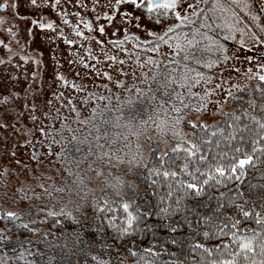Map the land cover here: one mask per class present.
<instances>
[{
  "label": "snow or ice",
  "instance_id": "6c2138e0",
  "mask_svg": "<svg viewBox=\"0 0 264 264\" xmlns=\"http://www.w3.org/2000/svg\"><path fill=\"white\" fill-rule=\"evenodd\" d=\"M29 2L32 6L37 4V0ZM7 7V0L0 3V9ZM107 8L109 11L102 15L113 28L128 33L125 39L135 40L138 49L143 47L160 54L159 57L149 55L145 61L137 60L144 77L141 82L146 87H137L134 94L128 95L126 103L111 109L114 116L104 118V124L115 129H135L132 135L138 139L143 136L149 147L137 143L135 153L129 150L125 160L122 153L128 145H122L115 152L111 148L104 150L101 136L108 137L110 133L99 131L103 125H93L97 128L94 147L86 137L72 134L70 143L75 142L73 146L79 159L73 156L61 163H75L79 168L92 155L125 163L127 173L114 178L104 176L120 199L113 201L104 193L101 202L93 195V204L100 215L93 213L88 217L85 213L83 218L87 224H81L80 213L87 200L79 192L91 189L79 176V185L67 189L77 193L75 199L65 201L56 197L60 200L59 211L31 204L27 208L18 207L21 197L31 201L41 193L29 195L23 187L19 194L10 197L5 192V199L0 200V221H3L0 264H81L75 259L79 256H89L95 264H264V63H256L254 73L252 67L248 69L252 73L248 79H254V85L245 82L225 87L232 77L226 79L224 74L236 69L230 61L238 57L234 52L230 55L229 46L214 34L219 29L220 35L245 49L254 44L264 46V24L257 27L250 22H259L264 17V0H107ZM39 27L52 28L53 23H39ZM87 27L92 28L91 22ZM99 31H105L103 24ZM137 33L147 34L150 39L141 41ZM162 46L166 52L161 51ZM246 59L251 61L254 57ZM193 65H202L206 70ZM198 87L200 91L195 90ZM241 90L243 95L239 94ZM0 125L8 127L3 120ZM65 127L67 122L59 131L63 132ZM152 128L155 132L146 135ZM25 130V148L35 149L33 141L37 137L31 128ZM37 131L44 134L40 144L47 142L45 156H69L63 148L53 153V144L61 141L55 136L49 140L44 127ZM119 137L121 133L116 131L109 143H117ZM153 141L155 149L151 146ZM83 144L89 145L87 151L80 147ZM9 155L15 157L11 150ZM157 156L149 167V158ZM29 157L36 166L42 162L35 151ZM106 163L112 164V159ZM7 173L5 167L4 174ZM128 174L133 177L146 174L151 183L144 192L150 195L141 196L137 179H126ZM96 175H104L99 166ZM58 191L63 192L65 188ZM44 194L52 197L53 191ZM110 203H116L122 211L105 215L102 211L105 208L112 211ZM58 215L70 217L80 227L73 232L54 234L44 225ZM105 221L114 235L101 227ZM88 226L102 234V248H115L113 258L103 259L93 251L95 241L84 232ZM18 230H27L29 235H17ZM149 236L151 244L141 246L144 241L138 242V238ZM114 241L121 243L116 246ZM212 241H216L214 245ZM37 244H42L43 250Z\"/></svg>",
  "mask_w": 264,
  "mask_h": 264
},
{
  "label": "rangeland",
  "instance_id": "374dc122",
  "mask_svg": "<svg viewBox=\"0 0 264 264\" xmlns=\"http://www.w3.org/2000/svg\"><path fill=\"white\" fill-rule=\"evenodd\" d=\"M14 2L18 5L15 10ZM7 4L6 9H0L3 18L0 19V40L4 42L0 44V61H3L0 63V120L8 125L7 128L0 125V171L14 160L7 155L9 150H25L26 128H31L33 135L39 133L40 127L55 129L64 120L69 122L71 117L88 114L94 93H103L121 77L139 79L142 76L137 64L141 51L136 48V41L130 37L125 39L128 33L113 28L102 15L109 11L107 0H37L36 6L29 0H7ZM241 15L250 20L246 13ZM48 22L53 23L52 28L39 27V23ZM89 22L91 29L87 27ZM250 22L258 27L264 24V17L259 22ZM101 24L105 26L104 32L99 31ZM217 31L229 46V54L234 52L238 57L230 61L238 71L229 69L224 74L226 79L232 77L225 87L245 82L254 85L256 81L248 79L252 75L248 69L252 67L254 73L255 64L264 63L261 58L264 46L254 44L245 49ZM80 32L84 35H79ZM69 40L75 43L69 44ZM113 56L115 60L111 59ZM248 56L254 59L249 61ZM105 72L109 75L105 76ZM216 80L219 82V74ZM239 94L243 95V91ZM30 117L36 119L33 121Z\"/></svg>",
  "mask_w": 264,
  "mask_h": 264
},
{
  "label": "trees",
  "instance_id": "16d2710c",
  "mask_svg": "<svg viewBox=\"0 0 264 264\" xmlns=\"http://www.w3.org/2000/svg\"><path fill=\"white\" fill-rule=\"evenodd\" d=\"M217 33H219V31H216L214 34L217 35ZM217 36L219 37V35ZM140 38L141 41H143L145 38L150 39V37L147 36ZM138 50L141 51L139 56L141 61H145L146 57L149 55H154L157 57L160 55L159 53L149 52L143 47L139 48ZM161 51L166 52V49L162 46ZM193 67H198L201 71L206 70L202 65H193ZM150 68L151 66H149V69ZM143 79V74L139 79L138 77H121L120 81L123 83L117 82L115 85H109L108 88L103 91V93H94L92 100V110L89 111L88 114L79 117H71L69 122L68 120H64L67 122V127H65L63 132H60L59 129L65 124L64 122L55 128L57 131H52L53 128L47 130L49 140L55 136L57 140L61 141L59 144H53V153L60 152L63 148L68 151V157L60 156L57 158L54 155L45 156L47 142H45L43 145L40 144V140H42L44 136L43 133H38L35 135L37 137V139L33 141L35 149L31 147L25 148L24 146L25 150H12V152L15 153V157L11 158H14V160L2 167L0 171V200L5 199L3 195L5 192L10 197L13 194H19V189L23 187L25 192H27L29 195L32 193H41V196H33L31 201L25 200L21 197V199L18 201V207L27 208L31 204L39 206L40 208L52 207L59 211L60 200L56 199V197H62L65 201L75 199L77 193L69 192L67 189L79 185V176L84 179V185L88 189H91V191L79 192V196L85 197L87 200L83 211L80 213L81 224H87V221L83 218L85 213L88 217H92L93 213L100 215V211H98L93 204V195H95L97 199L102 202L105 198L104 193H108L113 201H118L120 197L115 195L114 189L105 181L104 176H110L114 178L116 176L122 175L123 173H127V167L125 163L118 162L112 157H103L102 159H98L96 155L89 156L85 161L81 162L79 164V168L76 167L75 163H61V161H66L73 156L79 159L78 154L75 151V147L73 146L75 142L70 143L72 134H76L82 138L86 137L87 140L92 141V146H95L96 142L93 140V136L97 134V128L93 127V125H103L99 128V131L101 133L105 131L110 133L108 137L103 135L101 136L100 143L104 146L105 151L111 148L115 152L117 149H120L122 145H128V149L122 153L125 156V160L128 158L129 150L132 153H135L137 143L144 145L145 148L149 147L148 142L143 138V136L138 139L136 136L132 135V132L135 131V129L128 130L123 127L120 129H115L111 125L104 124L105 117H111L115 115L111 109L121 107L122 103H126L128 95L130 93L134 94L137 87H146V85L142 82L129 83L127 81H143ZM100 97L104 98L100 99ZM93 109H95V112ZM93 116L95 119H93ZM85 121H89L90 123H86ZM69 129H71V131H69ZM116 131L121 133V137L117 138V143L110 144L109 140L111 139L112 134H114ZM88 132H91L92 136H88ZM153 132H155V128H152L148 133H146V135H151ZM125 135L127 136V139H123ZM155 143L156 142L153 141V144L151 145L153 149H155ZM88 146L89 145L87 144L80 145L83 151H87ZM33 151L40 154V160L42 162L39 166H36V162L31 160L29 157V153ZM96 151L99 150L97 149ZM7 155H9V153ZM109 159H112V164L106 163V161ZM155 159H158V156L149 158V167L152 166ZM17 161L20 162L19 165L17 164ZM117 164H119V167H117ZM97 166H99V168L103 171V176L96 175ZM5 167L8 168L7 175L4 174ZM253 175H255V173H253ZM125 178L137 179L141 190V196L150 195V193L144 192V189L151 183V181L147 179L146 174L144 176H139V174H137L136 177L128 174L125 176ZM112 182L115 183V180L113 179ZM40 184H43L44 187L41 188L39 186ZM60 188H65V191H58ZM46 191H53V196L48 197L45 195L44 193H46ZM151 199L155 200V197H151ZM44 201H47L48 203L46 204ZM109 207L112 209L111 212H109L107 208L102 210L105 215H116L118 212L122 211V209L117 208L116 203H110ZM0 226H3V221H0ZM44 226L50 228L54 234L64 231L73 232L80 227V225H78L74 220L66 215H58L55 219L49 218V220L45 222ZM101 227L105 228L106 232L112 233L114 235V231L107 226L106 221L101 225ZM84 232L89 239L95 241L93 251L99 253L101 258L110 259L114 257L115 248L109 250L101 247L102 234L96 228L88 226L84 228ZM16 234L27 237L29 232L27 230H18ZM139 240L144 241V243L141 245L143 247H148L151 244L150 236L147 238H138V242ZM215 242L216 241H212L211 244L214 245ZM114 243L116 246H119L121 242L114 241ZM36 247L43 250L42 244H37ZM10 255L11 252H9V256ZM164 258H167L166 255ZM75 259H79L81 264H85V262H87V264H95V262L89 256H79L75 257ZM21 264H23V262H21Z\"/></svg>",
  "mask_w": 264,
  "mask_h": 264
},
{
  "label": "flooded vegetation",
  "instance_id": "af4514ba",
  "mask_svg": "<svg viewBox=\"0 0 264 264\" xmlns=\"http://www.w3.org/2000/svg\"><path fill=\"white\" fill-rule=\"evenodd\" d=\"M17 4V2H14L13 4H12V8L15 10V9H17V7L16 6H14V5H16ZM6 9V8H5Z\"/></svg>",
  "mask_w": 264,
  "mask_h": 264
}]
</instances>
